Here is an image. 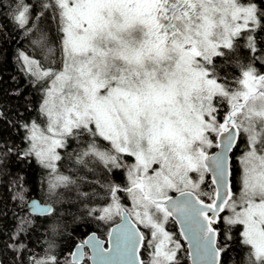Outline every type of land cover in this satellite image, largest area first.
Segmentation results:
<instances>
[{
    "label": "snow or ice",
    "instance_id": "snow-or-ice-1",
    "mask_svg": "<svg viewBox=\"0 0 264 264\" xmlns=\"http://www.w3.org/2000/svg\"><path fill=\"white\" fill-rule=\"evenodd\" d=\"M5 12L40 99L22 124L21 88L16 120L0 107L26 144L0 142V169L34 159L49 201L17 217L13 264H264V0H0ZM14 187L23 212L22 177ZM69 225L95 228L61 260Z\"/></svg>",
    "mask_w": 264,
    "mask_h": 264
},
{
    "label": "trees",
    "instance_id": "trees-1",
    "mask_svg": "<svg viewBox=\"0 0 264 264\" xmlns=\"http://www.w3.org/2000/svg\"><path fill=\"white\" fill-rule=\"evenodd\" d=\"M7 15L8 13L6 12L0 15V31L3 32V38L0 39V107L10 109L9 115L11 119L16 120V116L12 115V113L23 111V101L16 99L9 93L16 88H21L28 95L29 99L32 100L30 107L33 108L31 112H24L23 118L20 120L22 124L24 120H28L30 117L36 118L37 113L35 108L38 106L40 94L30 84H27L24 76L20 75L17 71L16 52L20 50L21 46L23 49L29 51L31 49L25 42V34L17 31L10 20L5 18ZM13 77H15V81H13ZM23 137V128H13L7 123L0 121V142L6 141L14 148L16 146L23 148L26 147V144L23 143ZM215 150L216 148L209 149V154ZM238 155L237 153L232 156V185L234 192L237 193L240 189L241 172L240 163L237 159ZM19 177L23 178L27 198V207L23 212L19 206V201L13 199L17 191L16 187H14V182ZM46 179V170L42 169L34 159H18L16 153L9 155L3 168L0 169V259L3 260L4 264H13L15 253L8 251L7 242L9 234L16 224L17 217L26 215L29 212L28 202L35 198L42 204L49 203L46 194ZM209 184L210 176H206L205 185ZM205 185H202V187H205ZM39 219L42 224L43 219ZM93 228H95V225L85 228L69 225L64 235L58 237L59 251L63 253L60 257L61 260L67 256L70 250H74L75 245L85 239ZM97 234L101 238L106 237V231L103 228L98 229ZM45 239L46 229L44 227H37L32 232L29 246L35 254H42V250L46 246ZM185 261L186 264H189L186 254Z\"/></svg>",
    "mask_w": 264,
    "mask_h": 264
},
{
    "label": "flooded vegetation",
    "instance_id": "flooded-vegetation-1",
    "mask_svg": "<svg viewBox=\"0 0 264 264\" xmlns=\"http://www.w3.org/2000/svg\"><path fill=\"white\" fill-rule=\"evenodd\" d=\"M169 228H170L172 231H176L177 234H178V226H176V225L170 223ZM100 238H101V237H100ZM101 239H106V237H105V238H101ZM185 247H187L186 244H185ZM86 253L89 255L88 250H86ZM141 258L144 259V260H146V261L149 259L148 253L145 252L143 249H141ZM188 262H189V264H190V258H188ZM86 263H89V261H86ZM89 264H90V263H89Z\"/></svg>",
    "mask_w": 264,
    "mask_h": 264
},
{
    "label": "water",
    "instance_id": "water-1",
    "mask_svg": "<svg viewBox=\"0 0 264 264\" xmlns=\"http://www.w3.org/2000/svg\"><path fill=\"white\" fill-rule=\"evenodd\" d=\"M217 151H219V149H216V151H214V152H217ZM213 152V153H214ZM212 154V153H211ZM230 165H231V170H232V158H231V161H230ZM210 176V175H209ZM231 181H232V176H231ZM32 201H36V202H38V203H40L41 204V206H45L46 204H42L38 199H35V198H33V199H31L29 202H28V208H29V212H31V202ZM33 215H36V214H33ZM86 239V238H85ZM187 246V245H186ZM75 249V248H74ZM86 250H88V252H89V255H90V249H85V252H86ZM89 263L91 264V261H89ZM190 264H191V261H190Z\"/></svg>",
    "mask_w": 264,
    "mask_h": 264
},
{
    "label": "rangeland",
    "instance_id": "rangeland-1",
    "mask_svg": "<svg viewBox=\"0 0 264 264\" xmlns=\"http://www.w3.org/2000/svg\"><path fill=\"white\" fill-rule=\"evenodd\" d=\"M238 162H239V160H238ZM240 167H241V165H240ZM193 175H195V174H193Z\"/></svg>",
    "mask_w": 264,
    "mask_h": 264
}]
</instances>
